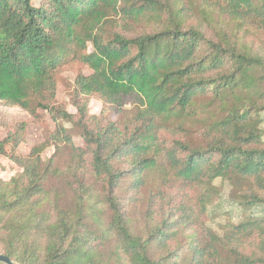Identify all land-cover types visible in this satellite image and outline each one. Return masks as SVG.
I'll use <instances>...</instances> for the list:
<instances>
[{
  "label": "trees",
  "instance_id": "16d2710c",
  "mask_svg": "<svg viewBox=\"0 0 264 264\" xmlns=\"http://www.w3.org/2000/svg\"><path fill=\"white\" fill-rule=\"evenodd\" d=\"M66 72L74 113L56 101ZM92 98L132 113L119 126ZM0 104L56 124L20 156L24 121L0 115L21 169L0 181L14 264H264V0H0ZM216 181L238 223L208 225Z\"/></svg>",
  "mask_w": 264,
  "mask_h": 264
},
{
  "label": "rangeland",
  "instance_id": "374dc122",
  "mask_svg": "<svg viewBox=\"0 0 264 264\" xmlns=\"http://www.w3.org/2000/svg\"><path fill=\"white\" fill-rule=\"evenodd\" d=\"M84 73H88V70H84ZM64 78V83H60L56 91V101L59 104H62L67 107V110L70 113H74V109L69 106V86L73 81V74L66 72L62 76ZM90 113L96 116H103L105 120H110L117 122L120 126L122 120L127 115H130L132 112H124L122 114H117L114 111L110 110L108 107L104 106L96 98H92L89 102ZM0 115L4 116L9 123H21L24 121L25 128L24 131L20 134L22 139L21 143L17 147L15 153L20 156H26L30 153L33 147L42 144L43 142V132L46 129L54 130L55 123L51 120L48 114L43 111L38 112L39 118L35 119L31 116H28L25 112L18 108H9L0 104ZM37 120V122H36ZM26 122V123H25ZM66 128H70L68 125H65ZM6 137V132L3 127H0V141ZM76 146L82 145V139L77 135L73 138ZM52 149H48L43 154V158H49L52 154ZM21 169L14 164L8 157H0V181H9L16 174L20 173ZM215 184L221 190L220 200L212 205L209 210V222L208 225L212 228L215 227L218 223H223L226 216H229L234 223H238L242 219V215L239 209L235 206L232 201L236 193V187L231 186L228 183H223L216 181ZM126 184L122 185L125 188ZM122 188H119L116 191V197H122L123 192ZM147 189L142 191V200L136 209H131L129 216L131 219L133 233L137 235L140 233L142 223L144 220V213L147 207ZM226 216H225V215ZM257 214V211L255 213ZM204 240L200 237V243L203 244ZM220 258L223 264H231V257L226 253V251L219 249Z\"/></svg>",
  "mask_w": 264,
  "mask_h": 264
},
{
  "label": "water",
  "instance_id": "95a60500",
  "mask_svg": "<svg viewBox=\"0 0 264 264\" xmlns=\"http://www.w3.org/2000/svg\"><path fill=\"white\" fill-rule=\"evenodd\" d=\"M0 262L4 264H14L10 259L2 255H0Z\"/></svg>",
  "mask_w": 264,
  "mask_h": 264
}]
</instances>
